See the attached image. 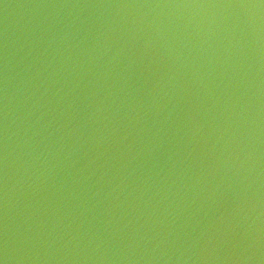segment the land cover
Wrapping results in <instances>:
<instances>
[{
    "label": "water",
    "instance_id": "95a60500",
    "mask_svg": "<svg viewBox=\"0 0 264 264\" xmlns=\"http://www.w3.org/2000/svg\"><path fill=\"white\" fill-rule=\"evenodd\" d=\"M0 264H264V0H0Z\"/></svg>",
    "mask_w": 264,
    "mask_h": 264
}]
</instances>
